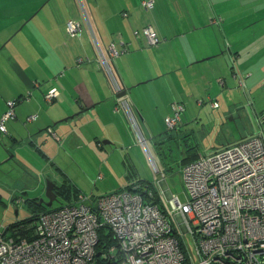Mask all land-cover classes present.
I'll return each mask as SVG.
<instances>
[{
	"label": "crops",
	"instance_id": "0c3cea01",
	"mask_svg": "<svg viewBox=\"0 0 264 264\" xmlns=\"http://www.w3.org/2000/svg\"><path fill=\"white\" fill-rule=\"evenodd\" d=\"M145 1L148 0H136L134 3L136 7L131 11L128 9H123L121 12L105 11L103 3L97 12L91 11L89 7L88 11L103 48L106 50L114 44L119 52L115 67L126 92L125 96H129L132 88L140 89L139 85L143 83H155L156 86L163 85L164 80L170 81L168 87L171 97L180 92L185 96L186 90L194 94L188 95L189 99L185 97L182 103L176 102L175 106L173 103L171 110L170 106L168 107L166 123L174 116L172 111L175 113L177 106L183 108L174 134L168 135L171 131H167L154 139V145L165 141L168 137H173L177 143H182L188 140L187 131H190L191 124L196 127V122L203 120L202 113L199 117L196 116L195 108L205 109V106H210L209 102H211L210 107L215 109L213 104L218 102L221 85L224 84L221 76L229 79L231 74L235 77L245 75L253 78L260 76L259 70L263 76L264 0H201L202 4L207 6V10L204 14L201 12L190 29L182 28L180 25L169 28L160 25L156 0H153V7L150 10L143 7L147 12L154 8L153 13L147 16L142 10ZM195 4L199 6V1L195 0ZM149 16L150 19H148ZM76 18L78 17L72 10L70 0H0V120L8 110L7 101L18 98L21 100L15 108L16 116L8 122L9 125L6 124L8 132L1 135L0 142L9 140L11 143L9 146L22 148L23 153H29L40 160L42 170L51 168L57 180L53 181L49 176L48 178L55 184V189L57 186L66 185V174H68L57 162L62 157L58 154V148L60 153L66 152L68 142L73 135H76L77 140L73 139L72 142L78 141L80 147H76L75 144L69 145L75 153L81 154L91 148L90 150H94L97 155L104 157L108 152V145H117L116 138L108 132L114 129L116 134L122 135L123 132L119 128H125L126 123L124 116L116 112L118 96L116 97L111 89L103 87L100 78L94 76L101 74L107 84L104 74L97 66L96 52L91 45L88 33L84 30L79 37L75 38L68 34V23ZM147 28H152L158 35L160 43L157 46L153 47L149 44L144 34ZM136 32L138 35L135 34ZM189 35L194 37L195 47L192 44H182L187 37L190 38ZM70 39H73V42ZM13 42L16 44H12ZM62 46L67 47L68 54L73 60L76 56L81 57L76 63L74 62V66L68 67L67 71L61 69L65 65L63 56L57 55L60 60L57 65L54 61L53 53ZM75 51L78 52L75 53ZM247 59H249L248 62L245 61ZM42 64H44L43 67ZM84 65L90 66L82 70ZM61 71L69 72L72 76L70 82L67 80V86L65 77L56 82L54 80L56 74ZM83 72L91 79V82L82 77ZM158 78L159 80L155 81ZM258 84L264 87V77L258 81ZM7 89L11 91L7 92ZM198 89H202L199 94ZM52 90H56L58 96L50 104L45 94ZM214 93H216V100L213 99ZM70 94L77 97L76 102L69 97ZM132 94H134L133 91ZM202 96L208 101L203 100L198 102V105L193 102V97ZM133 99L131 109L147 137L149 133L145 128L147 115L143 114L140 103L136 101H139V98ZM149 100H145L146 108L150 104ZM86 108L95 109L88 117L80 116L82 113H78L79 110H86ZM219 108L223 107L219 104ZM229 110L232 109L229 107ZM76 114L80 115L75 117V124H71V119L69 122L65 121L67 116L73 117ZM232 115L227 112L225 117L230 118ZM66 122L69 125H75V131L80 135L67 130ZM59 123L65 124L63 126ZM103 134L110 142L104 140ZM89 136L94 141L93 144L90 143ZM85 141L88 144L85 145ZM56 143L59 145L58 148ZM187 145L189 143L185 145V153ZM133 146L138 149L135 144ZM121 149L124 147L122 146ZM207 152L199 150L198 157ZM76 163L82 164V162ZM19 165L26 164L20 162ZM29 166L27 172L35 175L31 169H34L33 165ZM54 167L58 172L52 169ZM161 167L162 170L165 169L162 164ZM32 175L33 184L35 177ZM131 178L127 174L128 185L114 186L98 195H92L91 202L95 197L103 195L102 193H112L129 185L132 187L140 183H152L150 180L146 182L137 177L136 182H131L134 180ZM102 179L103 175L100 174L98 180ZM152 184L156 187L154 183ZM160 184L164 189H168L165 177ZM98 190L100 189L97 188L96 192ZM22 194L25 195V193Z\"/></svg>",
	"mask_w": 264,
	"mask_h": 264
},
{
	"label": "built area",
	"instance_id": "2783aa9c",
	"mask_svg": "<svg viewBox=\"0 0 264 264\" xmlns=\"http://www.w3.org/2000/svg\"><path fill=\"white\" fill-rule=\"evenodd\" d=\"M77 2L81 19L68 23V34L75 38L84 30L88 33L97 64L118 96L124 92L115 70L119 52L114 44L103 48L84 0ZM143 7L150 10L153 1ZM144 34L151 46L160 43L152 28ZM57 96L52 90L47 100ZM7 106L0 139L16 116L15 102ZM123 106L138 142L156 166L132 109L127 102ZM182 112L177 106L167 120L169 131L177 128ZM182 177L187 202L170 193L168 210L141 185L94 202L82 194L72 205L41 214L37 237L31 241L0 235V264H194L183 239L186 233L196 243L199 264H264V132L184 165Z\"/></svg>",
	"mask_w": 264,
	"mask_h": 264
},
{
	"label": "rangeland",
	"instance_id": "374dc122",
	"mask_svg": "<svg viewBox=\"0 0 264 264\" xmlns=\"http://www.w3.org/2000/svg\"><path fill=\"white\" fill-rule=\"evenodd\" d=\"M198 1L199 6L195 4V0H183V2L182 0H156L159 13L158 23L168 28L174 25H180L182 28L184 27L190 29L192 25L195 24V21L197 17L200 16L201 12L204 14V12L207 10V6L202 4L201 0ZM84 2L87 8L89 7L93 12L100 10L102 3L104 5L105 11L117 10L121 12L123 9H128L131 11L134 9V7H136V5H134L136 0H84ZM70 3L72 10L75 11L76 16L78 17L73 20L79 21L81 16L79 17L80 8L77 0H70ZM142 10L147 16L153 13L154 8L147 12L142 6ZM148 19H150V16ZM102 34L104 35L103 31ZM189 36L190 38L187 37L182 42V44H192V46H194V37H191V35ZM70 40L73 42V39ZM12 44L16 43L13 42ZM65 46L58 48L57 51L53 53L55 65H57L60 61L57 55L63 56L62 60L65 62V65L63 68H61L63 70L74 66L76 61L81 58L76 56V59L73 60V58L68 54L67 47ZM72 46L74 47V44ZM76 52L78 51H75V53ZM245 61L248 62L249 59ZM41 66L43 67L44 64ZM88 66L90 65H84L81 69L84 70L88 68ZM262 66H264V64ZM100 71L104 74L108 85L105 83V80L101 74H96L94 76H98L100 78L103 87L113 91V86L107 79L106 74L102 70ZM259 75L260 76L248 78L245 75H238L235 77V75L229 74V79L226 78V76H221L224 84L221 85V93L217 99L223 108H219L218 104V108L212 109L210 107L211 102H209L210 106H205V109L195 108V111L198 114H196V116L199 117L202 113L201 119L203 120L197 121L196 127L191 124L190 131H187L189 133L188 140H184L182 143L178 142L176 145H174L171 148L173 151L167 155V160H163L160 151L154 148V139L159 135H163L164 132L170 130L169 125L165 122V116L169 114V111H167L168 107L170 106L171 110L173 103H175L173 105L175 106L176 102L182 103L185 97L189 99L188 95L194 94L186 90L184 91L185 96H183V93L180 92L176 93L175 96L172 95L171 97L169 93L170 88L168 87L170 86V81L168 80H164L163 85L158 84L155 86V83H143L139 85L140 89L132 88L129 92V96L116 99V104H118L116 107V112H118V114H122L126 119L125 128H119L123 132L122 135L121 133L116 134L114 129H110L108 133L116 138L117 145H108V152H106L104 157L97 155L94 150H90L91 148H88V150L81 154L75 153L69 145L75 144L76 147H80L78 141L72 142L73 139L77 140L76 135H73L71 140L68 142L66 152L60 153V149L58 148L59 145L56 143V147L59 151L58 154L62 156L57 162L62 167H64L63 170L68 173L66 174V182L80 189L82 194L91 197L92 195H98V193L105 192L114 186L121 187L128 185L129 181H127L126 175L129 174L132 177L131 179H134L131 182H136L137 179H141L142 181L150 180L152 183H154L158 192L160 193L163 208L168 210L167 205L170 204L169 196L160 184V182L163 180V177H165L168 190L172 194L177 195L181 203H186L187 195L185 192L181 171L183 167V159L186 158V143H189V145L193 144L194 146L197 145L199 150L202 152L204 150L209 151L211 149L221 147V145L224 143L228 144L229 142L232 143L234 141H241L243 139L249 138L251 135H259L264 132V87L258 84V81H261V78L264 77V74L262 76L259 70ZM63 77L66 79L67 86V80L70 82V78L72 77L69 72H58L54 80L56 82ZM82 77H84L88 82H91V79L84 72ZM117 77L119 78L118 75ZM158 80L159 78L155 81ZM226 80L228 82H226ZM241 83H244V85H241ZM96 85L101 87L98 83H96ZM201 90L202 89H198L197 93L199 94ZM9 91H11V89H7V92ZM132 91L134 94L131 95ZM114 95L117 97L116 94ZM213 95V99L216 100V93ZM69 97L73 99L74 102H76L77 97L72 96L71 94ZM135 97L139 98V101H136L137 103H140L143 114L145 115L146 113L147 115L145 116V128L147 129L146 131L149 132L147 137H145L146 134L142 127H140V130L143 131V135L146 138L149 147L151 148V153L156 166H154V164L151 162L144 147H142L143 145L138 142L134 126L128 118L123 106V103L127 102L130 109L133 108L132 101ZM181 97L184 98L181 99ZM167 98L169 99L166 100ZM146 99H150V104L147 106V108L145 107ZM192 99L197 105L198 102L203 100L208 101L204 96L199 98L193 97ZM165 105L166 107H164ZM46 106L50 107L49 104H46ZM229 107L232 109L231 111L229 110ZM94 109L95 108H86V110L81 109L78 113H82L81 115L79 114L80 116L88 117V115H92V111ZM227 112H230L233 115L230 118H226L225 114ZM173 114L174 111H172V115ZM71 117L72 115L69 117L67 116L65 119L67 120ZM68 122H66V129L79 134L77 131H75L76 126L69 125ZM75 122V120H72L71 124H75ZM9 124L10 123H7V125ZM59 124L64 126L65 123ZM173 129L174 127L171 130L172 132ZM103 137L104 140L110 142L105 134H103ZM162 139L163 138H161V140ZM89 140L91 144L94 143L90 136ZM125 140H128V142H125ZM84 144L86 145L88 143L85 141ZM134 144L138 146V149L134 148ZM9 145H11L9 140L0 142V235L8 225H11L17 221L26 220L31 216L30 207L25 204L26 199L38 198L48 201L46 197L48 181H51L52 183L53 181L57 180V176L51 170V168H45L42 170L43 167L40 165V160L32 157L29 153H23L22 148H13V146ZM122 146L124 149H121ZM8 148H11L10 151ZM20 162H23L26 165L20 166ZM76 162H82V164H78ZM29 163L34 167V169L31 168L35 174H31L33 177H35L33 184L31 175L29 174L30 172H27V168H30ZM162 163L171 167V170L168 172V174H164L165 170L164 168L162 170ZM52 169L58 172L55 167ZM100 174L103 175L102 180H98V176ZM48 176L53 181L49 179ZM136 177L137 179H135ZM97 188L100 190L96 192ZM22 193H25V195ZM60 201H64L63 198H60ZM60 201L55 202L53 207H59ZM183 239L185 241L187 251L193 258L194 264H199L200 260L196 252V243L194 239L188 233L184 234Z\"/></svg>",
	"mask_w": 264,
	"mask_h": 264
},
{
	"label": "trees",
	"instance_id": "16d2710c",
	"mask_svg": "<svg viewBox=\"0 0 264 264\" xmlns=\"http://www.w3.org/2000/svg\"><path fill=\"white\" fill-rule=\"evenodd\" d=\"M50 92L51 91H49L48 93L45 94L46 100H47V95H49ZM56 99H54L52 101H48V100L47 101L51 104ZM10 101L15 102V108H16L17 104L21 100H19V98L16 99V100H9V101H7V104ZM175 130L176 129H174L173 132L169 131L170 133L168 135H173ZM250 137H252V136H250ZM238 142H240V141H234L232 143L229 142L228 144L224 143L223 145H221V147L211 149L207 153L211 154V153H214V152H218L221 149H223L225 147H228L230 145L236 144ZM176 144H177V142H176V140L173 137H168L165 141H162L159 144H155L154 148L156 150L160 151V154H161V157L163 158V160H167L168 153H171L173 151V149H171V148L174 145H176ZM198 152H199V147L197 145L196 146H194L193 144L187 145L186 153H185L186 158L183 159V166L187 165L189 163H192L194 161H197L200 157H202V154H201V156L198 157ZM162 165L165 166L164 174H168V172H170V170H171V167L167 166L166 164H163V163H162ZM138 185H141L143 187L148 188L149 190H152V192L155 195V200L157 201V203H159V204H160V202L162 203L161 196L159 195V192L157 191L156 187L152 183H150V182L149 183H141V184H138ZM127 188L130 189V188H133V187H131V185H129V186L126 187V189ZM55 192L58 195V201H60V198L61 199L63 198V200H66V202L60 201L59 202L60 203L59 207L47 208L45 206H38L37 205V201L39 199L27 200L26 203L30 207L31 216L28 219H26V220L17 221L15 223L11 224V225H8L4 229L3 233L1 234V236L3 238H6V239L14 238L16 240H22V239H27L29 241L33 240L34 238L37 237V223H38L39 216L41 214L58 210V209H60L61 207L65 206V205H72L75 202H78L79 201V197L82 195V193L75 186H73V185L71 186L67 182H66V185H62L61 187L57 186L56 189H55ZM100 196H102V195H100ZM100 196L95 197L92 202L96 201V199L98 197H100ZM91 200H92V196L90 197V202H91Z\"/></svg>",
	"mask_w": 264,
	"mask_h": 264
},
{
	"label": "water",
	"instance_id": "95a60500",
	"mask_svg": "<svg viewBox=\"0 0 264 264\" xmlns=\"http://www.w3.org/2000/svg\"><path fill=\"white\" fill-rule=\"evenodd\" d=\"M126 92H123L122 94L118 95V98H123L125 97ZM75 117H79V114H76L75 116L71 117V120H74ZM65 121H69V119H65ZM165 192L168 194L171 193L168 189H164ZM46 197L48 199V201H46L45 199H40L39 201H37V205L38 206H45L47 208H52L54 203L58 201V195L55 192V184L48 182L47 184V192H46Z\"/></svg>",
	"mask_w": 264,
	"mask_h": 264
},
{
	"label": "flooded vegetation",
	"instance_id": "af4514ba",
	"mask_svg": "<svg viewBox=\"0 0 264 264\" xmlns=\"http://www.w3.org/2000/svg\"><path fill=\"white\" fill-rule=\"evenodd\" d=\"M27 204V203H26Z\"/></svg>",
	"mask_w": 264,
	"mask_h": 264
}]
</instances>
